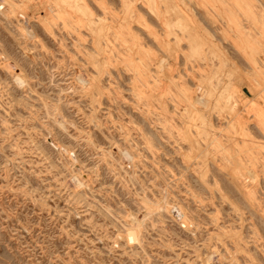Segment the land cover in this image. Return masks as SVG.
I'll return each instance as SVG.
<instances>
[{"label":"rangeland","instance_id":"1","mask_svg":"<svg viewBox=\"0 0 264 264\" xmlns=\"http://www.w3.org/2000/svg\"><path fill=\"white\" fill-rule=\"evenodd\" d=\"M0 264H264V0H0Z\"/></svg>","mask_w":264,"mask_h":264},{"label":"bare ground","instance_id":"2","mask_svg":"<svg viewBox=\"0 0 264 264\" xmlns=\"http://www.w3.org/2000/svg\"><path fill=\"white\" fill-rule=\"evenodd\" d=\"M80 12H81V11H80ZM98 41H99V40H98ZM13 81H14V80H13ZM17 81H18V80H17ZM21 81H22V80H21ZM21 81H19V82H21ZM200 86H201V85H200ZM190 160H191V159H190ZM182 222H183V221H182ZM187 226H188V225H187ZM187 226H186V227H187Z\"/></svg>","mask_w":264,"mask_h":264}]
</instances>
